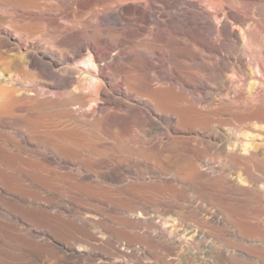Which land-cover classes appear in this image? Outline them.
<instances>
[{"label":"bare ground","instance_id":"obj_1","mask_svg":"<svg viewBox=\"0 0 264 264\" xmlns=\"http://www.w3.org/2000/svg\"><path fill=\"white\" fill-rule=\"evenodd\" d=\"M0 6V42L21 54L16 73L35 81L22 87L23 79L0 71V128L18 122L0 130V247L7 233L23 241L24 264H264L262 227H237L227 212L209 213L202 204H215L210 190L228 195L216 202L226 211L264 204V179L251 177L246 186L239 175L228 185L232 179L203 170L212 142L199 139L218 140L219 115L264 121V73L252 59L254 49L264 53V0ZM6 86H19L20 95ZM214 95L223 96L218 108L204 106ZM187 138L189 151L169 162L170 150ZM254 150L242 145L233 160L253 161ZM110 151L140 152V160ZM20 163L42 179L24 185L11 170ZM198 177L212 181L203 194ZM117 190L128 197L110 202L93 194ZM203 213L221 232L180 230L156 217L183 225Z\"/></svg>","mask_w":264,"mask_h":264},{"label":"rangeland","instance_id":"obj_2","mask_svg":"<svg viewBox=\"0 0 264 264\" xmlns=\"http://www.w3.org/2000/svg\"><path fill=\"white\" fill-rule=\"evenodd\" d=\"M42 2H44V1H42ZM0 8H4V7L0 6ZM3 37H7L8 38V36H6V35H3ZM260 37H261V39H263L262 36H260ZM12 43H16L17 44L16 41H12ZM9 48H12V49H9ZM254 52L252 54V59L255 61V63H254V61H253V63L256 66H258L260 68V70L263 71V73H264V67L262 65V63L264 64V53H260V51L258 49H254ZM6 64L8 66H10V67H7ZM89 64H90V62H87L86 66H88ZM21 65H22V56H21V54L18 51H14V47H10V46H8L6 44H2L0 42V71L3 72L4 69H5L4 73L14 75V77H17L19 82H23L22 81V79H23L24 80V82H23L24 84L20 83L22 87H26L27 86L26 84H30L29 86L33 85V83H35V81L32 80L30 75H25L24 78H22L21 75L19 76V74L16 73L17 70H21V68H20ZM2 66H3V69H2ZM83 66H85V65H83ZM90 66H91V64H90ZM23 68H24V65H23ZM230 75H233L235 77V74L230 73ZM18 77L21 79V81H20V79ZM259 78H263L264 79V75L260 74ZM10 87L11 86H6L7 91H13L16 95H20L19 86H17L18 88L17 87L10 88ZM232 96H233V94H231V97ZM222 97H223L222 95L219 98H218L217 95H214V97H212L213 101L209 100L208 102H206L204 104V106H209L210 105L213 108H218V105H219L218 102H219V100H221ZM217 98H218V100L216 101ZM17 114L21 115V113H17ZM24 115H26V118L28 120H31V121L34 120V118L32 117V119H31V116L27 115V113H24ZM6 122L7 123H5V124L7 126H9V128H6V129L0 128V130L6 131V132H11V131H13V130H11V127L13 125L16 127V125L18 123L16 120H11V121L7 120ZM215 124H216L215 126L213 124V128L216 131L220 132V134H221L218 137V140L216 139V140H212L211 141V139L208 138V137H206V138L205 137H200L199 138V139H201V141L204 140L203 142L206 141V143L212 142L211 146L207 144L208 149H210L209 153H208L209 157H208L207 163H205V165L203 167V170H205V171L206 170L207 171L208 170H210V171L212 170L213 172H215L216 175L223 174L224 176L228 177L230 180L232 179L231 181H227L226 180L227 181L226 183L228 185H232V181L236 180V178L239 175H242V177H243L242 179H244L246 181V184H245L246 186L249 185V179L251 177H258V178H263L264 179V129H262V128H264V121H257L256 122L255 120L237 119V118H234L232 116L223 114V115H219V116L216 117ZM220 124H222V127H221ZM256 124H258V125H256ZM259 124H262L263 127H262V125H259ZM234 128H235V130H234ZM222 134L224 136H222ZM191 137L192 136H188V138H191ZM188 138L184 140L186 142V144H185L186 146L183 145V144L182 145L179 144L178 147L174 146L170 150V153L168 155L171 158V160L169 159L170 160L169 162L177 161V159H179L180 155H182V154L186 153L187 151H189L188 148L190 146L188 145V143H190V141L188 140ZM194 143H193V145H197L196 142H194ZM242 145H248L249 147H252L253 150L255 149L254 151L258 154V157L256 159H254L253 161H246V160H243V159H238V160L234 161L233 159H234V157H236L237 150ZM233 147H235V148H233ZM200 148H206V146H200ZM84 154L88 155V156H91V152H84ZM109 154L115 156L116 158H126V159H132V160H135V161H139L140 160L139 159L140 152H125V151H123V152H111L110 151ZM211 154L212 155L215 154L216 156L215 155L211 156ZM229 161H230V164H229ZM11 166H12V169H11L12 173H14L13 176L15 177V172H16L17 179H18V176L20 175L21 178H19V179H20V181L23 182V184L27 182L26 183L27 185L29 184V186H33V184H30V181L28 182V179L32 178L31 180L34 179L33 181H35V178H36V181H38V182H39V180L42 179L39 171L33 169L27 163L11 164ZM20 167H23V168L20 169ZM24 167H26V169H31V170H26L25 169V171H24L23 170ZM205 168H207V169H205ZM13 170H14V172H13ZM17 170H19V171H17ZM243 170H245L247 172L245 173ZM28 171L30 173H27ZM23 173H25V174H23ZM249 174L251 176H249ZM37 176H38V179H37ZM22 177H24V178H22ZM26 184H24V185H26ZM211 184H212V181H209L207 183L205 178H202V177L200 179L198 177L195 180V186L197 187V191L200 192L199 190H201L200 193H202V194L204 193V191H203L204 186H206V187L209 186L210 187ZM262 184H264V183H261V185ZM262 187L264 188L263 185H262ZM138 190H141V191L144 190L145 191L146 189H144L142 187H139ZM93 194H96L97 196H99L101 198L107 199L108 201L110 200V202H112L111 201L112 200L111 199L112 195H117L119 197H128L124 190H117V191H114V193H110L108 191L93 192ZM93 194H91V195H93ZM189 194L190 195H194V193H191V192ZM208 194L209 195H206V194H204V195H206L207 197L212 198V199L215 200V204L202 203L206 207V209L208 210L209 213L210 212H218V211H220L221 213L225 214L227 212L229 215L232 216L233 219H235V221L238 222V223L236 222L237 223L236 224L237 227L238 226L239 227L242 226V227H245V228H250V227H253V226H260V227H262L264 229V204L263 203H260V202H258V200H256L254 203L252 202V204L248 203L246 205V207L244 209L240 210V211H238V210L234 211V209H233V211H226V210L222 209L219 206L218 207L220 209L218 207L216 208V206H217L216 202L220 201L223 198H228V195H225L224 197H220L219 195H217V193H213L211 190H210V192L208 191ZM157 195H155V196H157ZM255 197H259V192L258 191L254 192V194H252V195H248L249 201L255 200L256 199ZM157 198H160V196H157ZM209 213H203V214L197 216L196 218H194L193 219L194 221L191 220L189 222H186V224H183V225L178 223V221L175 220V217H172V216L162 217L160 215H157L156 217H158V218H166L168 220H174L175 222H177V223H175V225L179 226L180 230L189 229V228H196L197 225H198V227L202 228L203 230H205V231L208 230L207 232H218V231L221 232V230L218 229L215 225H213L212 223L208 222V219L210 217ZM152 215H154V214H152ZM197 218H198V222H197ZM204 223H205V225H204ZM230 229L232 231H234L235 227H230ZM5 236H6L5 240L8 242V245L4 246V247H0V261L4 262L5 264H18V263L19 264H24V260H23V258H21V254L19 253V247H20V243L19 242L22 243L23 241H21L19 239H16V238L10 237V234L8 235V233ZM227 237H229L232 240H235L232 235L231 236H227ZM249 240H254V239H249ZM236 243H237L236 245H240L241 247H243V244H244L245 245L244 247H248V248H250V247H252V245H254L252 243L248 244V242L247 243L244 242L242 244L241 242L237 241ZM172 254H174V253H172ZM173 257H176V256L173 255ZM228 264H230V263H228Z\"/></svg>","mask_w":264,"mask_h":264}]
</instances>
